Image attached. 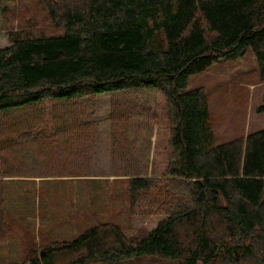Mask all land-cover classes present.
Masks as SVG:
<instances>
[{"label":"trees","instance_id":"16d2710c","mask_svg":"<svg viewBox=\"0 0 264 264\" xmlns=\"http://www.w3.org/2000/svg\"><path fill=\"white\" fill-rule=\"evenodd\" d=\"M34 10L0 48V240L11 232L6 180L68 167L102 93L115 96V144L137 127L122 94L164 97L148 115L168 130L163 170L153 160L160 176L142 175L146 157L126 173L132 211L164 217L132 236L102 222L12 264H264V128L217 143L207 91L187 89L249 51L264 81V0H41Z\"/></svg>","mask_w":264,"mask_h":264},{"label":"rangeland","instance_id":"374dc122","mask_svg":"<svg viewBox=\"0 0 264 264\" xmlns=\"http://www.w3.org/2000/svg\"><path fill=\"white\" fill-rule=\"evenodd\" d=\"M40 3L41 0H6L0 4V48L11 45L9 34L20 28V14L27 8H38ZM198 86L208 93L217 143L264 128V111H259L264 103V81L250 51L240 59H223L192 75L187 89ZM114 98L109 93L94 98L92 132L77 144L72 163L64 164L68 167L61 170L57 163L43 165L35 173L46 176L6 180L5 207L11 232L0 240V264L20 263L33 249L44 255L53 242L73 240L102 222L116 223L132 236L141 229H153L164 217L156 210L132 211L126 175L135 167L141 169L146 157L148 167L142 175L160 176L153 168V160L158 164L155 169L163 170L168 130L162 120L149 119L148 115L150 106L153 113H161L164 97L155 90L122 94L121 101L136 105L133 120L137 127L128 141L116 144L111 135ZM157 138H161L160 142Z\"/></svg>","mask_w":264,"mask_h":264}]
</instances>
